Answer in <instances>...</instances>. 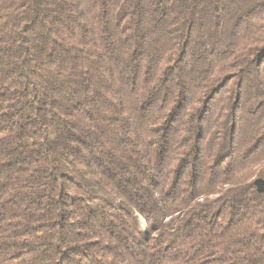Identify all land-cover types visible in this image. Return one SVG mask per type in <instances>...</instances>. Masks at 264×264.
<instances>
[{
	"label": "trees",
	"instance_id": "trees-1",
	"mask_svg": "<svg viewBox=\"0 0 264 264\" xmlns=\"http://www.w3.org/2000/svg\"><path fill=\"white\" fill-rule=\"evenodd\" d=\"M264 0H0V264H264Z\"/></svg>",
	"mask_w": 264,
	"mask_h": 264
},
{
	"label": "water",
	"instance_id": "water-1",
	"mask_svg": "<svg viewBox=\"0 0 264 264\" xmlns=\"http://www.w3.org/2000/svg\"><path fill=\"white\" fill-rule=\"evenodd\" d=\"M254 184L260 193H264V179L258 178L254 181Z\"/></svg>",
	"mask_w": 264,
	"mask_h": 264
}]
</instances>
